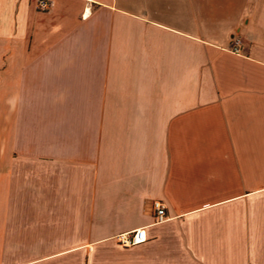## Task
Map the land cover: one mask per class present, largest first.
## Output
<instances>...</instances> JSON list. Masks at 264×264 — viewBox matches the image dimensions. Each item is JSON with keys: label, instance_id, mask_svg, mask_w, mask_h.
<instances>
[{"label": "crops", "instance_id": "obj_1", "mask_svg": "<svg viewBox=\"0 0 264 264\" xmlns=\"http://www.w3.org/2000/svg\"><path fill=\"white\" fill-rule=\"evenodd\" d=\"M0 264H264V0H0Z\"/></svg>", "mask_w": 264, "mask_h": 264}, {"label": "built area", "instance_id": "obj_2", "mask_svg": "<svg viewBox=\"0 0 264 264\" xmlns=\"http://www.w3.org/2000/svg\"><path fill=\"white\" fill-rule=\"evenodd\" d=\"M50 7V0H37V8L39 10H47ZM239 40H235L231 49L233 52L238 53L240 51L239 48ZM154 208V218L156 221H161L165 217V209L164 205L159 200H154L153 202ZM116 239L120 245L123 247H129L132 245H136L146 240L145 231L143 228L134 229L131 231H126L123 233H119L116 235Z\"/></svg>", "mask_w": 264, "mask_h": 264}]
</instances>
